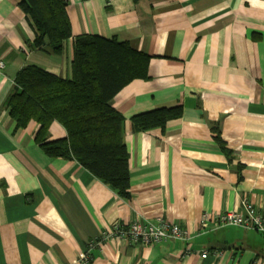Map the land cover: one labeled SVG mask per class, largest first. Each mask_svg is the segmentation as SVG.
<instances>
[{"label":"crops","instance_id":"0c3cea01","mask_svg":"<svg viewBox=\"0 0 264 264\" xmlns=\"http://www.w3.org/2000/svg\"><path fill=\"white\" fill-rule=\"evenodd\" d=\"M67 10L73 36L56 54L33 46L19 0H0V264H83L104 229L161 216L189 239L103 241L88 264H264L262 232L202 224L205 213L249 205L264 216V0H68ZM82 34L150 55L148 77L113 99L125 117L129 197L77 159L49 155L40 124L18 126L6 105L25 66L71 77ZM177 105L164 128L135 129L136 114ZM65 136L54 121L49 140Z\"/></svg>","mask_w":264,"mask_h":264},{"label":"trees","instance_id":"16d2710c","mask_svg":"<svg viewBox=\"0 0 264 264\" xmlns=\"http://www.w3.org/2000/svg\"><path fill=\"white\" fill-rule=\"evenodd\" d=\"M36 32L34 47L61 54L73 36L68 0H19ZM150 55L128 42L94 34L74 38L72 76L61 77L35 65L23 67L6 100L18 126L40 124L36 141L51 156L77 159L123 197L130 195V154L123 140L124 115L115 95L136 78L148 77ZM182 106H163L136 114V130L164 128ZM60 122L67 136L49 140Z\"/></svg>","mask_w":264,"mask_h":264},{"label":"built area","instance_id":"2783aa9c","mask_svg":"<svg viewBox=\"0 0 264 264\" xmlns=\"http://www.w3.org/2000/svg\"><path fill=\"white\" fill-rule=\"evenodd\" d=\"M5 64L0 61V69ZM212 223L214 227L237 225L247 229H255L264 234V216L253 205L247 206L246 212L224 211L220 213H205L202 217L203 226ZM188 240V231L165 217H158L156 221H133L129 224L114 223L104 229L97 237L87 244V249L81 254V262L88 264L92 259L91 250L100 246L103 241L117 240L122 242L142 243L153 245L170 240ZM206 256V253L203 254Z\"/></svg>","mask_w":264,"mask_h":264}]
</instances>
